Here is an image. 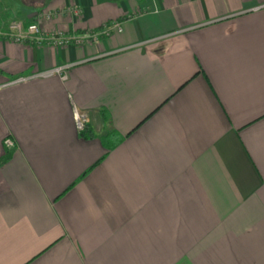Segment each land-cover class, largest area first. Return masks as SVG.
<instances>
[{
    "label": "crops",
    "instance_id": "0c3cea01",
    "mask_svg": "<svg viewBox=\"0 0 264 264\" xmlns=\"http://www.w3.org/2000/svg\"><path fill=\"white\" fill-rule=\"evenodd\" d=\"M66 8L68 46L0 41V264H264V0H0V30Z\"/></svg>",
    "mask_w": 264,
    "mask_h": 264
},
{
    "label": "built area",
    "instance_id": "2783aa9c",
    "mask_svg": "<svg viewBox=\"0 0 264 264\" xmlns=\"http://www.w3.org/2000/svg\"><path fill=\"white\" fill-rule=\"evenodd\" d=\"M59 15H72L77 17L79 11L73 8H66L65 10H54V11H45L40 12L35 16V20L30 24H24L22 22H11L7 27L0 30V41L3 42H12L17 45H30V46H51L55 47H66L70 44L71 39L65 36L62 32L58 30H51L50 32H44L41 30L39 23L42 21L50 22L53 19L57 18ZM115 28L120 32L121 29L118 25H115ZM78 44L81 41H77ZM68 67H56L54 69L44 71L37 75L40 78H49L52 76H58L60 79L65 80L66 70ZM25 78H20L15 82L25 81ZM1 87V86H0ZM73 121L79 132H83L88 123V118L85 113L74 109L73 111ZM5 146L10 148L13 147V142L11 140H6L4 142Z\"/></svg>",
    "mask_w": 264,
    "mask_h": 264
}]
</instances>
